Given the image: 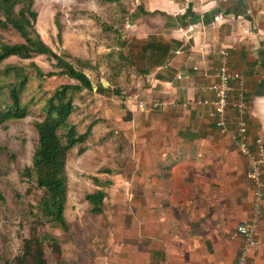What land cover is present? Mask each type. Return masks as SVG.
<instances>
[{"label":"crops","instance_id":"obj_1","mask_svg":"<svg viewBox=\"0 0 264 264\" xmlns=\"http://www.w3.org/2000/svg\"><path fill=\"white\" fill-rule=\"evenodd\" d=\"M256 2L144 0L154 13L129 27L137 40L153 36L168 52L160 48L155 63L145 57L136 89L123 101L124 171H111L104 206L112 226L97 264L234 263L240 240L231 233L252 206L246 165L232 141V111L222 132L197 102L213 97L205 89L219 60L213 49H227L228 66L247 79L250 134L264 138V24ZM184 12L186 27L178 18ZM255 234L264 244V205ZM246 264H264V249Z\"/></svg>","mask_w":264,"mask_h":264},{"label":"rangeland","instance_id":"obj_2","mask_svg":"<svg viewBox=\"0 0 264 264\" xmlns=\"http://www.w3.org/2000/svg\"><path fill=\"white\" fill-rule=\"evenodd\" d=\"M32 4L37 13L33 28L39 39L68 61L79 59L89 66L80 70L92 82V89L75 93L68 120L79 133L90 123L93 126L90 137L66 154L65 231L40 217L42 191L36 187L34 175L28 176L24 169L32 165L37 137L34 125L41 122L44 102L60 85L76 82L58 74L37 77L31 64L42 73L57 71L53 60L43 55L31 59L10 56L0 63V105L9 102L12 84L16 85L18 101L25 105L24 117L0 124V264L10 263L22 252L25 238L43 234L56 238L60 246V253H56L44 241L47 264H97L107 252L112 213L105 206L100 214L90 213L84 195L103 189L106 198L115 176L111 171H124L123 101L136 89L140 69L149 62L141 49L145 41L137 40L129 27L139 18L132 15L139 11V5L144 8V0H33ZM262 13L259 24H264ZM20 42L14 30L0 28V45ZM14 67L19 68L23 83ZM102 80L108 83L106 87L110 84L108 93L95 91ZM78 148L84 151L78 154Z\"/></svg>","mask_w":264,"mask_h":264},{"label":"trees","instance_id":"obj_3","mask_svg":"<svg viewBox=\"0 0 264 264\" xmlns=\"http://www.w3.org/2000/svg\"><path fill=\"white\" fill-rule=\"evenodd\" d=\"M32 3L33 0H0V28H11L22 39L20 43L0 45V63L10 56L31 59L35 55H43L49 61L53 60L52 65L57 71L42 73L37 67L31 64L37 77H50V75L58 74L64 75L66 78L76 82V84L72 85H60L44 102L41 122L34 125L37 137L31 158L32 165L31 167L26 166L24 169L28 176L34 175L35 185L42 191L38 206L40 217L46 223L56 224L62 230L66 231L67 225L63 216L67 202L65 177L66 154L73 147L84 143L90 137L93 126L90 123L83 133H79L76 126L70 123L68 119L73 111L72 98H74L75 93L81 92L82 90H91L92 82L80 70V68L89 67L86 63L81 62L79 59H71V62L68 61L67 58L57 54L39 39L33 28L37 13L32 10ZM256 3V11H263L261 0H258ZM17 4L20 6L15 11L14 6ZM216 11L217 9H213L206 15L212 17ZM153 13L146 12L142 5H139V11L133 13L132 16L133 18L140 16L146 17ZM191 17L195 22L199 21L198 16L195 14H191ZM178 18L180 19V26L186 27L188 25L187 13L184 12L178 15ZM56 26L58 27L57 22ZM147 39L154 40V37L148 36ZM142 45L143 53L147 59H154L153 63L161 60V58L158 59L160 56L158 53L161 52L160 48H164L165 53L168 52L165 46H158L154 41L145 42ZM119 57L122 58L120 54ZM14 68L19 78H21L19 82L23 83L24 77H22L19 68ZM95 91L101 94L108 93L110 91V84L106 87L102 86L101 82H98ZM8 92L9 102H2L0 105V124L25 116V105L20 104L18 101L19 97L16 85L12 84ZM83 151V148H78L77 153L81 154ZM103 172L110 174L105 169ZM93 180H95L94 177ZM109 183L108 181H104V185H109ZM84 198L89 204L88 211L90 213L100 214L103 212L104 199H106L103 189H95L91 193L85 194ZM44 241H48V246L51 250L60 253L59 242L53 236L43 234L41 237H35L31 235L28 239H24L22 252L14 256L8 264H47L43 251Z\"/></svg>","mask_w":264,"mask_h":264},{"label":"built area","instance_id":"obj_4","mask_svg":"<svg viewBox=\"0 0 264 264\" xmlns=\"http://www.w3.org/2000/svg\"><path fill=\"white\" fill-rule=\"evenodd\" d=\"M213 52L218 55L219 60L213 71L214 81L205 88L213 97L197 104L204 106L206 115L213 119L215 126L222 132L227 130V111L231 110L233 113L232 141L236 153L245 161V178L252 196L248 218L237 224L231 233L232 239L240 240L238 255L233 264H246L247 257L252 251L264 249V244L255 234L264 205V138L261 135L252 137L249 131L247 79L228 66L227 49L221 48L216 51L213 49Z\"/></svg>","mask_w":264,"mask_h":264},{"label":"water","instance_id":"obj_5","mask_svg":"<svg viewBox=\"0 0 264 264\" xmlns=\"http://www.w3.org/2000/svg\"><path fill=\"white\" fill-rule=\"evenodd\" d=\"M101 84H102V86H107V82L104 80L101 81Z\"/></svg>","mask_w":264,"mask_h":264}]
</instances>
